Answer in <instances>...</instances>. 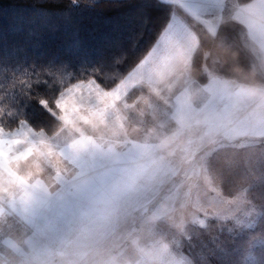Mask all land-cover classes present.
<instances>
[{
    "label": "rangeland",
    "instance_id": "374dc122",
    "mask_svg": "<svg viewBox=\"0 0 264 264\" xmlns=\"http://www.w3.org/2000/svg\"><path fill=\"white\" fill-rule=\"evenodd\" d=\"M247 7L259 20L264 0ZM240 40L255 74L248 84L204 67L200 83L188 62L158 95L122 93V83L142 84L133 68L113 89L88 81L64 90L46 107L62 122L54 135L0 130V264H198L181 238L204 246L198 230L212 224L249 234L259 202L207 165L225 144L264 139L261 21ZM260 244L249 237L248 258Z\"/></svg>",
    "mask_w": 264,
    "mask_h": 264
},
{
    "label": "trees",
    "instance_id": "16d2710c",
    "mask_svg": "<svg viewBox=\"0 0 264 264\" xmlns=\"http://www.w3.org/2000/svg\"><path fill=\"white\" fill-rule=\"evenodd\" d=\"M173 11L198 36L190 65L194 79L207 81L204 67L250 83L255 74L240 40L246 31L233 21L220 24L212 36L178 5L160 0H0V130L26 124L47 135L58 133L62 122L46 107L79 82L94 81L107 90L116 86L150 51ZM210 163L232 187L248 184L260 216L249 234L231 236L212 224L198 230L204 246L191 247L181 238L186 251L198 264H264V244L247 257L249 237H264V139L225 144L209 156V169Z\"/></svg>",
    "mask_w": 264,
    "mask_h": 264
},
{
    "label": "crops",
    "instance_id": "0c3cea01",
    "mask_svg": "<svg viewBox=\"0 0 264 264\" xmlns=\"http://www.w3.org/2000/svg\"><path fill=\"white\" fill-rule=\"evenodd\" d=\"M160 1L178 5L184 13L200 22L203 26H205L209 33L213 34L220 24L227 21H233L242 25L246 33L249 31L255 21H261V23L264 25V13H262V16H259L258 20V15H256V13H253L251 10L247 11V9H245L249 8L247 6H250L253 0L244 5L245 7H240L242 5L233 4L234 16H232V11L230 15L226 14V7L232 1L234 2V0ZM259 10L262 11L264 8ZM174 13L175 15H173ZM198 43V36L194 29L177 11H173L166 28L160 34L157 41L146 54V56L134 67L135 71L131 73V78L135 79L136 77L138 81L142 82V84L138 83L136 86L133 85V87L128 86L125 88L123 86L125 83H122L120 84V87L123 90L122 93L129 92L130 88L142 87L150 94L158 95L159 91H161L164 87L163 83L161 82L162 80L174 75L179 70V68L182 69L188 62L191 65L193 55L198 47ZM183 48L186 49L185 52ZM177 56L178 60L185 62L180 67L174 62L175 57Z\"/></svg>",
    "mask_w": 264,
    "mask_h": 264
},
{
    "label": "clouds",
    "instance_id": "9594fccd",
    "mask_svg": "<svg viewBox=\"0 0 264 264\" xmlns=\"http://www.w3.org/2000/svg\"><path fill=\"white\" fill-rule=\"evenodd\" d=\"M72 2L75 4L76 3V0H72Z\"/></svg>",
    "mask_w": 264,
    "mask_h": 264
}]
</instances>
